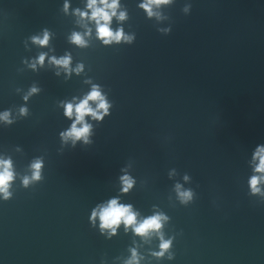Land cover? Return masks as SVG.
I'll return each mask as SVG.
<instances>
[{"label": "water", "instance_id": "95a60500", "mask_svg": "<svg viewBox=\"0 0 264 264\" xmlns=\"http://www.w3.org/2000/svg\"><path fill=\"white\" fill-rule=\"evenodd\" d=\"M147 2L118 0L110 28L132 39L105 44L88 0H0V115L11 121L0 119V161L14 174L0 194V264H240L264 223V180L250 187L264 176V0H171L151 16ZM65 56L67 67L52 60ZM94 86L108 113L85 116L88 143L64 139L75 121L65 106ZM112 199L137 223L166 219L147 236L123 223L113 235L92 219ZM161 237L171 246L156 256Z\"/></svg>", "mask_w": 264, "mask_h": 264}, {"label": "clouds", "instance_id": "9594fccd", "mask_svg": "<svg viewBox=\"0 0 264 264\" xmlns=\"http://www.w3.org/2000/svg\"><path fill=\"white\" fill-rule=\"evenodd\" d=\"M171 0H148L147 3L142 4L141 7L145 8L148 11V14L151 16V5L152 4H167L170 3ZM102 5V6H98ZM68 5L65 4V10H67ZM87 7L91 9V16L89 17L91 20H94L97 25V36L99 39L103 40L105 44H109L113 41L120 42L124 39L127 42H131V37H127L124 35L122 30H117L115 33L110 28V23L112 17L116 15V9L118 7V0H88ZM187 11V9H185ZM81 16H87V13H80ZM119 19H125V13L121 12L119 14ZM48 33L45 31L43 39L38 37H33V41L35 43H39L40 45H46L48 42ZM72 42L78 45H84L85 41L81 37L80 34L74 33L72 36ZM44 54H41L38 58L39 63H43ZM53 62L57 65H62L67 67L70 63V57H63L59 60L52 58ZM35 92L36 89L33 88L31 90ZM89 101H98L96 109L94 110ZM109 105L101 95L100 91L97 87H93L91 92L85 96V98L75 107L69 103L65 106V115L68 118L73 116L75 113V121L72 123L71 128L66 132L61 133V136L64 139L73 138V141L83 139L85 143H88V135L90 133L91 126L85 122V116L90 115L94 119L101 120L103 116L100 114L99 110H103V114L108 113ZM26 109H21V113L24 114ZM9 113L5 112L0 115V119L8 121ZM80 124L81 127H77ZM256 157L259 158V164L256 167L255 171L259 173H264V148H258L256 152ZM42 167L41 162L38 160L32 164L33 175L31 180H39L40 177V169ZM14 179V174L11 170V161H0V194H3L4 199H8L11 193L8 191L10 183ZM187 179V177H185ZM261 180H264V176L257 177L253 176L250 179V187L253 193L259 192L260 189L257 185ZM122 181L124 183L123 191L127 192L128 189L132 186V181L127 177H122ZM30 183V179L25 177L23 180V184L27 186ZM180 186L177 185V191L182 201H188L192 197V193L190 191L179 192ZM99 216L101 221L100 227L101 229H111V233L114 235L116 227H118L121 223L125 225V227L132 226L135 234L139 236H147L151 232H159L162 227L161 220L166 219L161 215H154L152 217L144 219L142 222L137 223L136 221V213H134L131 209L130 205H121L118 203L117 199H112L108 202L107 206L101 207L99 213L95 210L92 213V219H95L96 216ZM171 246L170 240H164L161 237L160 249L161 251L158 253H154L156 256H162L165 251H167ZM132 260H136V253L133 249V257Z\"/></svg>", "mask_w": 264, "mask_h": 264}]
</instances>
